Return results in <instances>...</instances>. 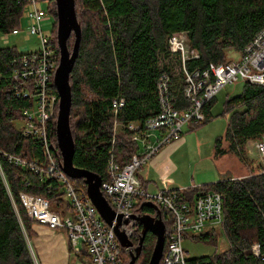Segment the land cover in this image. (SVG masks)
I'll use <instances>...</instances> for the list:
<instances>
[{
    "label": "trees",
    "instance_id": "obj_1",
    "mask_svg": "<svg viewBox=\"0 0 264 264\" xmlns=\"http://www.w3.org/2000/svg\"><path fill=\"white\" fill-rule=\"evenodd\" d=\"M29 0H0V33H11ZM54 17V37L57 38V15L53 0H47ZM82 24L80 51L70 75L72 85V132L75 141L74 164L99 174L108 180L107 164L113 150L116 160L125 165L141 150L132 139V132L121 128L113 138L114 114L112 101L122 95L126 104L119 113L122 124L144 122L160 113L158 78L167 71L174 82L176 105L187 101L182 94L183 76L178 55L168 47L170 35L186 31L190 43L200 56L187 62V67L205 68L210 62L229 60L228 51L243 52L254 35L264 28V0H76ZM75 36L68 44L72 49ZM59 55V46L55 41ZM22 56L16 46L0 47V264H37L28 240L33 236L30 219L21 203V190L50 200L52 209L61 211L63 185L55 178L41 177L8 161L5 152L31 160L47 162L43 145L23 135L19 122L23 110L32 100L17 98L12 61ZM54 90L57 88L54 85ZM214 98L207 106V117ZM229 121L224 136L216 139V155H245L250 142L264 138V86L245 82L243 90L224 103ZM56 119L52 121V137L57 143ZM77 121V122H76ZM227 147H223V141ZM245 163L248 158L245 156ZM243 177L187 187L193 198L201 191L218 192L223 196V224L219 227L230 247L214 256L188 258V264H264V169ZM29 180L31 186L25 187ZM76 185L86 190L84 179ZM145 187V185H143ZM144 210L156 214L153 208ZM167 232L171 221L163 214ZM217 228L201 235L213 240ZM137 231L132 239L138 244ZM156 236L146 235L139 264H148ZM260 245V256L253 253V244ZM70 251L71 248L69 247ZM123 264L130 253L123 251ZM127 255V261H125ZM78 259H89L84 245Z\"/></svg>",
    "mask_w": 264,
    "mask_h": 264
},
{
    "label": "built area",
    "instance_id": "obj_2",
    "mask_svg": "<svg viewBox=\"0 0 264 264\" xmlns=\"http://www.w3.org/2000/svg\"><path fill=\"white\" fill-rule=\"evenodd\" d=\"M23 16L27 23L26 38L36 35L40 47L37 51L21 52L22 56L12 61L15 65L12 78L16 97L32 100V105L23 110L19 126L24 136L43 145L48 159L44 164L9 152H5L4 156L9 162L38 174L42 180L57 179L64 190L63 208L59 212L52 209L49 199L21 190L20 200L30 219L53 231H64L71 252L76 257L85 245L89 253V259L85 261L89 264H123L122 253L134 250L137 244L132 236L141 228L140 218H134L133 214L143 203L153 201L160 207L162 216L166 215L171 221L169 233L166 227V242L160 264H188L184 240L191 233H205L223 224L222 194L201 191L190 198L184 192L186 188L163 189L153 193L143 186L138 173L162 146L179 140L186 125L204 121L207 117L206 106L226 85L244 81L264 86V28L245 46L238 60L229 58L225 62H210L205 68L192 70L187 67V62L200 54L191 45L188 33L182 31L170 35L168 47L178 55L181 63L182 94L187 101L182 106L176 105L174 82L167 71L158 78L161 111L144 122L134 120L122 124L118 117L126 98L122 95L113 98V145L117 132L125 128L132 132V139L141 147L140 152L125 165L116 160L112 150L107 164L108 180L102 182L103 194L111 207L117 214H122L125 221L129 220V223L122 224V229L135 244L123 248L114 227L101 217L87 189L77 187L58 162L59 149L53 141L52 121L57 118L59 109V94L53 87L60 51L58 55L54 22L52 29L45 28L52 16L47 0H29L20 25L11 32L13 35L23 32ZM8 34L4 33L6 42H9ZM255 147L264 162V138L255 140ZM24 186H31V182L25 180ZM145 212L143 209L141 215ZM252 250L260 256L258 243L253 244Z\"/></svg>",
    "mask_w": 264,
    "mask_h": 264
},
{
    "label": "rangeland",
    "instance_id": "obj_3",
    "mask_svg": "<svg viewBox=\"0 0 264 264\" xmlns=\"http://www.w3.org/2000/svg\"><path fill=\"white\" fill-rule=\"evenodd\" d=\"M23 32L19 35L8 34L9 42H6L4 33H0V47L16 46L19 52L37 51L40 47L39 38L31 35L26 38V19L23 16ZM54 17L51 16L45 25L46 29H52ZM57 27V26H56ZM240 52L229 50L228 58L238 60ZM244 81H236L226 85L216 96V101L211 107V118L203 123H189L184 127L183 135L179 140L173 141L162 146L158 154L167 156L166 164L162 167L153 166L151 157L148 164H144L143 169L139 170L141 177L151 179V188L168 187L173 189L185 188L188 186H198L201 184L214 182L226 176L243 177L262 166L264 162L257 154L255 141L250 142L245 149V155L238 153H226L216 155V139L226 133L229 113H224V103L228 97L240 94L244 87ZM154 133H157L156 131ZM227 142L223 141V147H227ZM156 156V155H155ZM245 156L248 158L245 163ZM154 158V157H153ZM73 183H77L72 178ZM156 184L158 187H156ZM169 187V188H170ZM62 231V230H57ZM217 237L213 240L202 239L200 236L205 233L189 234L184 240V248L188 258L214 256L230 247V243L222 228L217 227ZM30 246L35 248L33 236L30 239ZM70 250V249H69ZM71 252V251H70ZM69 264H89V262L78 259L72 252ZM123 258V257H122ZM127 261V255H125ZM37 262V261H36ZM129 262V261H128ZM127 262V263H128ZM38 264V262H37Z\"/></svg>",
    "mask_w": 264,
    "mask_h": 264
},
{
    "label": "water",
    "instance_id": "obj_4",
    "mask_svg": "<svg viewBox=\"0 0 264 264\" xmlns=\"http://www.w3.org/2000/svg\"><path fill=\"white\" fill-rule=\"evenodd\" d=\"M53 1L56 6L57 43L60 50L59 64L54 76V83L59 94V109L56 118L57 148L59 149L58 162L60 167L71 178L84 179L87 186V194L99 214L106 223L114 227L122 247L128 248L135 244L125 230L122 229V224L124 222L129 223V220L125 221L123 215L117 214L109 204L102 191L103 178L91 170L77 167L73 161L75 141L72 132V85L70 83V75L79 56L82 24L76 8V0ZM72 34H74L75 39L71 49L68 41ZM145 205L153 208L156 214L145 212L141 215ZM133 217L140 218L141 228L138 235V244L130 252V260L127 264H139L138 258L142 252L146 235L149 232L156 236V242L148 264H160L166 242V224L160 207L155 202L148 201L137 209ZM28 242L30 241L28 240Z\"/></svg>",
    "mask_w": 264,
    "mask_h": 264
},
{
    "label": "crops",
    "instance_id": "obj_5",
    "mask_svg": "<svg viewBox=\"0 0 264 264\" xmlns=\"http://www.w3.org/2000/svg\"><path fill=\"white\" fill-rule=\"evenodd\" d=\"M155 155L153 156L154 158L153 157L151 158L152 160L150 159L151 164H153V166L155 165L158 166V164H160L163 167L164 164H166L167 156H165V154L163 155L155 154ZM148 162L146 164H148ZM142 169L143 167L140 169V172ZM138 176L143 181V185H145V188L150 192L156 193L163 189H173L169 185L168 187H158L157 184L156 187L158 188L153 189L151 188L152 183H150L153 181L149 179V177L147 178V180H145V178L141 177V175L138 174ZM226 177H231V176H226ZM188 187H193V186H188ZM31 228L34 233L33 243L35 246V248L33 247L31 248L38 264H69L70 255L72 254L69 250L67 235L64 231H53L44 226L35 224L34 222L32 223Z\"/></svg>",
    "mask_w": 264,
    "mask_h": 264
},
{
    "label": "flooded vegetation",
    "instance_id": "obj_6",
    "mask_svg": "<svg viewBox=\"0 0 264 264\" xmlns=\"http://www.w3.org/2000/svg\"><path fill=\"white\" fill-rule=\"evenodd\" d=\"M146 211V210H145ZM146 212H148V211H146ZM150 213V212H149Z\"/></svg>",
    "mask_w": 264,
    "mask_h": 264
}]
</instances>
